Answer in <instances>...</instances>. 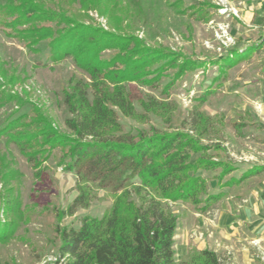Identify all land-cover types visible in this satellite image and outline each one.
<instances>
[{"label":"trees","instance_id":"obj_1","mask_svg":"<svg viewBox=\"0 0 264 264\" xmlns=\"http://www.w3.org/2000/svg\"><path fill=\"white\" fill-rule=\"evenodd\" d=\"M70 1L83 9L102 10L103 6L109 9L108 17L118 24L119 20L112 15L114 10L122 8L127 12L134 8L133 14H137L141 8L136 0L130 5L123 4V0ZM200 4L181 12L208 20L205 7L217 5L207 1ZM172 6L180 10L181 1ZM61 10L45 7L40 0H0V26L8 34L16 32L31 46L47 40L51 59L72 57L89 75V80H73L63 94V103L72 115L65 120L70 134L61 133L34 106H30L34 111L30 122L23 115L0 129V136L7 135L19 147L37 174L52 152L61 150L59 163L76 175L78 195L60 218L74 215L79 207H88L95 187L113 192V204L100 218L86 215L79 227L56 225L54 231L60 240L57 264H178L174 249L178 216L170 202L189 203L197 212L205 213L225 193L211 192L210 179L200 172L214 173L212 179L220 188L234 187L263 172L264 165L253 166L239 178L224 181L238 167L222 145L203 141L214 129L212 118L200 111L210 91L195 98L196 105L187 123L190 131H161L152 127L148 132L125 133L121 118L135 116L134 100L145 113L166 123H171L174 110L170 102L151 96L134 99L128 84L153 86L168 69L177 68L173 80L164 88L163 92L168 93L186 72L217 65L221 76H227V69L239 62L230 60L235 53L244 51L232 49L214 60H194L180 52L151 47L133 34H117L82 23L77 14L72 17ZM262 41L261 37L257 45L247 49L258 48ZM107 49L116 52L110 58H102ZM5 100L21 103L10 93ZM243 126L234 123L237 131ZM14 206L6 201L3 216L8 218L15 211ZM16 224L15 220L0 219V244L13 235ZM0 264L6 263L0 259ZM180 264L223 263L216 252L204 249L190 251Z\"/></svg>","mask_w":264,"mask_h":264},{"label":"rangeland","instance_id":"obj_2","mask_svg":"<svg viewBox=\"0 0 264 264\" xmlns=\"http://www.w3.org/2000/svg\"><path fill=\"white\" fill-rule=\"evenodd\" d=\"M40 1L45 7H54L57 11L63 9L69 16L77 14L82 23L117 34H133L151 47L180 52L194 60H214L233 48L244 50L243 53H235L230 60V63L239 62L227 69V76H221L217 65L193 73L186 72L165 93L164 88L177 71V68H170L153 86L136 82L128 84L134 99L151 96L170 102L174 110L171 123H166L152 113H145L134 100L135 116L122 117L121 121L125 133L148 132L152 127L161 131H190L187 123L196 105L195 98L210 91L207 100L200 105V111L212 118L214 129L203 141L222 145L238 167L224 181L230 177L239 178L253 166L264 165V43L257 50H246L258 41L264 31V0H232L231 5L227 4L229 11L226 14H221V0H179L182 4L180 10L172 6L178 0H136L141 7L137 14H133L134 8L127 12L122 8L113 13V10L110 11L119 24L108 17L109 9L105 10L103 6L102 10L97 7L83 9L79 3L73 4L70 0ZM205 1L217 5L205 7L209 15L205 19L208 20L199 18L198 14L192 16L181 12L192 5L199 7ZM246 1L250 7L253 6L252 9L248 10ZM131 2L123 0V4L130 5ZM221 23L229 27L234 39L229 46L221 42ZM8 33L0 26V91L3 92L0 93V129L23 115H27L30 122L34 114L30 106H34L61 133L70 134L65 120L72 115L63 103V94L70 89L73 80H89L88 73L77 66L72 57L59 61L51 59L47 40L31 46L16 32ZM115 52V49L104 50L101 57L110 58ZM217 77L221 79L215 80ZM8 93L18 97L21 103L6 101ZM237 122L244 124L240 131L234 127ZM60 155L61 150L55 149L37 174L19 147L7 135L0 136V219L17 222L13 235L0 244L3 263L57 264L60 240L54 231L56 225L79 227L84 216L100 218L112 206L113 192L95 187L88 207H79L74 215L65 214L60 218L61 212L66 211L78 195L77 177L73 172L64 170L59 163ZM200 173L210 179L211 192L225 193L224 198L209 212L233 211L240 215L241 228L234 235L235 247L251 246L254 236H264L255 232L256 227L264 228V171L240 185L223 188L216 186L212 179L214 173ZM6 201L16 206L8 218L2 212ZM170 206L178 216L180 229L174 249L176 261L180 264L184 259H180L183 248L188 241L193 242L195 236L202 238L207 219L194 216L196 210L189 203L170 202ZM207 213L204 215L208 217L210 214ZM190 247L196 250L192 243ZM235 258L226 254L222 257L223 262L230 264L235 263ZM258 264H264V260L258 261Z\"/></svg>","mask_w":264,"mask_h":264},{"label":"crops","instance_id":"obj_3","mask_svg":"<svg viewBox=\"0 0 264 264\" xmlns=\"http://www.w3.org/2000/svg\"><path fill=\"white\" fill-rule=\"evenodd\" d=\"M226 1H227V4L231 5V3L233 1H237V0H233V1L232 0H226ZM239 1L242 2L243 0H239ZM245 5L247 8H249L248 10L253 8V6L250 7L251 5L248 4L247 1H246ZM239 10H243V9H239ZM247 13H251V12H247ZM252 15L253 14L251 13V16ZM245 16L247 17V14ZM251 20H253V19H251ZM261 37L263 38V41H264V31H263L262 35L259 37L258 41L252 45H257L258 42H260ZM263 41H262V44L260 46L263 45V43H264ZM247 48L248 47H246V49ZM258 48H255V49L257 50ZM233 49H236V48H233ZM238 50H241V49H238ZM241 51H244V50H241ZM209 211H207L208 213L205 212L207 214H210L208 217L204 215L205 213H200L197 211L194 212V214H193L194 216H197L200 218L202 217L203 219H207V221L204 222V223H206L205 224L206 227L204 230L201 227L202 234H203L201 239L199 236H195V239H193V242H191V240H190L186 243V247L183 248L181 255L177 253V255H180L181 260L183 258H185L189 254L190 250L192 249L190 247V243H192V246L195 245L196 250L209 249V250L216 252L218 255L221 251V261L223 264L224 263L230 264L229 262L228 263L223 262L224 260L222 259V257L225 254L227 256L232 255V256L236 257L235 263H231V264H258V261L260 262V260H264V236H254L252 238L253 241H252L251 246L245 245L243 247L241 246L240 248L235 247L236 243L234 241V239H235L234 235L238 234L239 233L238 230L241 228V226H239V224L241 223L240 215H237L233 211L232 212H228V211H226V212L222 211L221 212L219 210V211L214 212L213 214ZM244 214L245 213H243V215ZM243 215H241V217H243ZM178 229H180V228L177 227L176 234L174 237V240H175L174 246L176 245L177 239H178L177 237L179 236V234H177ZM255 232L257 234H263L264 235V228L256 227ZM220 235H221V238H220ZM205 236H208L209 239ZM229 258L230 257H228V259Z\"/></svg>","mask_w":264,"mask_h":264},{"label":"built area","instance_id":"obj_4","mask_svg":"<svg viewBox=\"0 0 264 264\" xmlns=\"http://www.w3.org/2000/svg\"><path fill=\"white\" fill-rule=\"evenodd\" d=\"M264 4V2H263ZM221 14H226L229 11V8L227 6L226 0H221ZM219 32L221 31V42L225 46H229L234 42L233 37L230 35L229 27L226 24L221 23V26L219 27Z\"/></svg>","mask_w":264,"mask_h":264}]
</instances>
